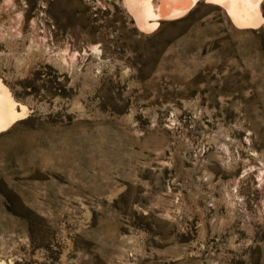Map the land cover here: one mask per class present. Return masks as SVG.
<instances>
[{
    "label": "rangeland",
    "instance_id": "rangeland-1",
    "mask_svg": "<svg viewBox=\"0 0 264 264\" xmlns=\"http://www.w3.org/2000/svg\"><path fill=\"white\" fill-rule=\"evenodd\" d=\"M127 6L0 0V262L264 264V21Z\"/></svg>",
    "mask_w": 264,
    "mask_h": 264
},
{
    "label": "bare ground",
    "instance_id": "bare-ground-1",
    "mask_svg": "<svg viewBox=\"0 0 264 264\" xmlns=\"http://www.w3.org/2000/svg\"><path fill=\"white\" fill-rule=\"evenodd\" d=\"M199 0H160L155 5L153 0H125L133 13L137 25L146 31L158 28L161 19H176L185 15ZM263 0H205L206 3L222 7L232 22L241 28L259 27L264 17L261 15L260 4ZM129 11V12H130ZM13 100L7 88L0 81V131L17 119L25 117V106ZM0 264H4L0 262Z\"/></svg>",
    "mask_w": 264,
    "mask_h": 264
}]
</instances>
